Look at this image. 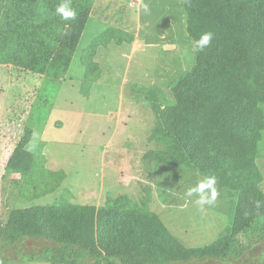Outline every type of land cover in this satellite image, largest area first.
Here are the masks:
<instances>
[{"label": "trees", "instance_id": "16d2710c", "mask_svg": "<svg viewBox=\"0 0 264 264\" xmlns=\"http://www.w3.org/2000/svg\"><path fill=\"white\" fill-rule=\"evenodd\" d=\"M91 1L70 2L75 20L63 21L52 9L35 22L30 0H0V64L63 81ZM179 7L192 45L206 31L214 37L195 53L170 95L134 86L156 118L149 140L159 149L143 161L148 169L165 164L215 176L235 203L230 227L211 244L189 248L155 214L120 196L98 208L65 204L13 210L0 222L1 249L47 264H225L257 243L256 226L260 221L264 225V192L253 124L264 106V0H181ZM30 141L27 132L12 150L7 172L34 174L35 155L25 149ZM28 240L44 245L37 257L22 252ZM0 264L12 263L1 257Z\"/></svg>", "mask_w": 264, "mask_h": 264}, {"label": "rangeland", "instance_id": "374dc122", "mask_svg": "<svg viewBox=\"0 0 264 264\" xmlns=\"http://www.w3.org/2000/svg\"><path fill=\"white\" fill-rule=\"evenodd\" d=\"M180 1L92 0L63 81L0 64V222L16 209L98 208L126 196L189 248L211 244L230 227L235 203L225 187L216 183L215 201L200 206L185 192L207 176L165 164L148 169L143 161L159 149L149 140L156 118L134 86L170 95L194 63ZM61 2L30 0L29 11L36 22ZM257 114L256 164L264 192V106ZM27 132L31 141L25 149L35 155L36 166L33 175L23 177L7 172L5 164ZM254 235L252 249L225 264H264L263 221ZM43 248L41 241L28 240L21 250L37 257ZM1 257L12 264H47L19 258L10 249L0 248Z\"/></svg>", "mask_w": 264, "mask_h": 264}, {"label": "clouds", "instance_id": "9594fccd", "mask_svg": "<svg viewBox=\"0 0 264 264\" xmlns=\"http://www.w3.org/2000/svg\"><path fill=\"white\" fill-rule=\"evenodd\" d=\"M143 11L145 14L150 12V7L147 3L143 5ZM56 14L63 21L75 20L77 17V12L71 7L69 0H63L55 9ZM214 37V33L211 31H206L202 33L199 39L195 40L192 46V51L195 54L196 52H201L207 48ZM216 177L207 176L196 185L189 187L185 195L187 197H196L195 203L200 206L211 204L215 201L217 196L216 191Z\"/></svg>", "mask_w": 264, "mask_h": 264}]
</instances>
